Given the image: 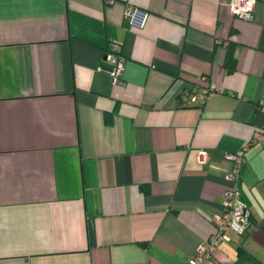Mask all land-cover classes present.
Wrapping results in <instances>:
<instances>
[{"label":"crops","instance_id":"0c3cea01","mask_svg":"<svg viewBox=\"0 0 264 264\" xmlns=\"http://www.w3.org/2000/svg\"><path fill=\"white\" fill-rule=\"evenodd\" d=\"M228 1L0 0V264H188L223 211L226 152L244 154L252 226L200 264H264V0L252 19ZM112 41L123 84L101 68Z\"/></svg>","mask_w":264,"mask_h":264},{"label":"built area","instance_id":"2783aa9c","mask_svg":"<svg viewBox=\"0 0 264 264\" xmlns=\"http://www.w3.org/2000/svg\"><path fill=\"white\" fill-rule=\"evenodd\" d=\"M257 0H229L228 5L231 11L239 16L252 19ZM149 16V12L138 6L129 5L125 9V17L128 21L137 26H143ZM217 42H225L217 39ZM228 44V41L225 42ZM105 59L109 63L107 67H101L106 70L112 78L113 84H123V71L125 68V56L121 51V43L112 41ZM207 78V76H203ZM221 86L214 81H209L205 87L198 89L194 85L184 88L179 95V104L181 106H190L198 104L202 106L206 99L221 91ZM264 137V126L260 128L253 136V141ZM207 151L199 152V159L204 161ZM225 160L230 166L227 173V179L232 183L227 185L223 195V211L216 217L215 229L205 242L200 243L188 264H200L202 261L213 258L215 251L220 243L229 238V231L237 234H244L252 226L251 212L247 202L241 197L240 189L236 181L240 174L244 161L242 152H226Z\"/></svg>","mask_w":264,"mask_h":264},{"label":"trees","instance_id":"16d2710c","mask_svg":"<svg viewBox=\"0 0 264 264\" xmlns=\"http://www.w3.org/2000/svg\"><path fill=\"white\" fill-rule=\"evenodd\" d=\"M235 63H236V59H235V57L233 55V51L231 49V50H229V53H228V61H227L228 69L232 70L233 68H235ZM142 187L145 188V190H146V186L142 185Z\"/></svg>","mask_w":264,"mask_h":264}]
</instances>
